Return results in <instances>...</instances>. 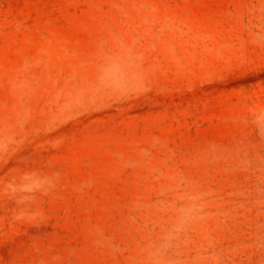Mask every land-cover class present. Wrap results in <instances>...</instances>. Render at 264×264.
<instances>
[{
    "label": "rangeland",
    "instance_id": "1",
    "mask_svg": "<svg viewBox=\"0 0 264 264\" xmlns=\"http://www.w3.org/2000/svg\"><path fill=\"white\" fill-rule=\"evenodd\" d=\"M0 264H264V0H0Z\"/></svg>",
    "mask_w": 264,
    "mask_h": 264
}]
</instances>
